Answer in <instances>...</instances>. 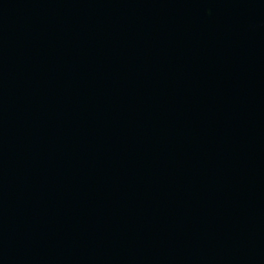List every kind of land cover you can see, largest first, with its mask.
I'll return each mask as SVG.
<instances>
[{
	"label": "water",
	"instance_id": "water-1",
	"mask_svg": "<svg viewBox=\"0 0 264 264\" xmlns=\"http://www.w3.org/2000/svg\"><path fill=\"white\" fill-rule=\"evenodd\" d=\"M0 264H264V0H0Z\"/></svg>",
	"mask_w": 264,
	"mask_h": 264
}]
</instances>
